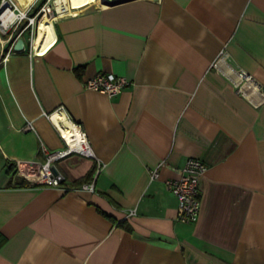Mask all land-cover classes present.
<instances>
[{
  "label": "crops",
  "instance_id": "obj_1",
  "mask_svg": "<svg viewBox=\"0 0 264 264\" xmlns=\"http://www.w3.org/2000/svg\"><path fill=\"white\" fill-rule=\"evenodd\" d=\"M110 1L69 0L41 51L27 31L0 45V264H264V0ZM96 72L130 84L84 86ZM60 106L101 167L72 153L60 185L13 181L16 160L63 146ZM190 156L207 169L187 223L166 180Z\"/></svg>",
  "mask_w": 264,
  "mask_h": 264
},
{
  "label": "built area",
  "instance_id": "obj_2",
  "mask_svg": "<svg viewBox=\"0 0 264 264\" xmlns=\"http://www.w3.org/2000/svg\"><path fill=\"white\" fill-rule=\"evenodd\" d=\"M36 0H33L27 7L21 9L13 0H2L0 4V45H8L12 48L16 39L24 32H29L28 40L30 48L32 47V38L36 30V22L41 14L51 15L56 11L53 10V0H47L41 5L37 6L32 12L31 8ZM6 4V5H5ZM5 5V6H4ZM11 13L15 16H11ZM22 20L24 24L21 25ZM29 28V30H28ZM25 47V41L24 46ZM227 56L225 50H221L218 58ZM5 59V58H4ZM235 85L238 89L251 88L256 89L252 75L245 69L236 70ZM84 86L98 89L106 92L109 96L119 93L125 86L130 84L126 76L114 73L96 72L94 75L88 77L83 81ZM61 110L62 106L56 108ZM52 111V112H54ZM51 112V113H52ZM51 113L48 114L49 118ZM68 118V117H67ZM52 121V120H51ZM53 123V122H52ZM60 137L63 140V146L58 149L45 150V159L42 162L37 161H19L14 163V171L12 175L13 181L19 179L38 180L46 185L57 186L64 181L63 173L56 170V163L69 154L77 153L96 160L97 170L101 167V161L95 156L90 142L87 139L85 132L82 130L80 124L72 119L67 120V125L74 129L75 134L68 138L61 133L57 126ZM27 129H33L32 121H28ZM207 169V164L199 157L190 156L185 160V163L175 177L166 180L168 189L177 199V213L176 218L182 222H195L199 215L201 193L199 189V179ZM158 175V167L150 170V177L155 178ZM81 188L92 190V183H83ZM134 213V209L130 210Z\"/></svg>",
  "mask_w": 264,
  "mask_h": 264
},
{
  "label": "bare ground",
  "instance_id": "obj_3",
  "mask_svg": "<svg viewBox=\"0 0 264 264\" xmlns=\"http://www.w3.org/2000/svg\"><path fill=\"white\" fill-rule=\"evenodd\" d=\"M16 2V1H15ZM54 8L53 10L56 11L58 14H61L64 10H69V0H53ZM18 7L21 9L27 7L30 3L21 4L16 2ZM6 5V4H5ZM4 5V6H5ZM55 13H52L51 15L48 14H41L36 22V30H35V37L32 38V47L33 49L37 51H41L44 48H46L53 40L54 36V29L52 20L56 16H54ZM11 16H15V14L11 13ZM50 119L52 122L57 126V128L61 131L63 135H65L67 138L70 135L75 134L74 129L70 128L67 125V116L64 113V111L56 110L51 113Z\"/></svg>",
  "mask_w": 264,
  "mask_h": 264
},
{
  "label": "rangeland",
  "instance_id": "obj_4",
  "mask_svg": "<svg viewBox=\"0 0 264 264\" xmlns=\"http://www.w3.org/2000/svg\"><path fill=\"white\" fill-rule=\"evenodd\" d=\"M1 1L2 0H0V4H1ZM14 2H15V0H13ZM47 0H36L35 2H34V4H33V7L31 8V11L30 12H32V11H34L35 9H36V7L40 4H42V3H44V2H46ZM16 3V2H15ZM69 8H70V6H69ZM24 20H22V22H21V25L22 24H24ZM53 24V23H52ZM28 30H29V28H28ZM35 35H36V33H34ZM35 35H34V37H35ZM28 36H29V32L27 33V38H26V40L25 41H27V49L30 47V42H29V40H28ZM33 37V38H34Z\"/></svg>",
  "mask_w": 264,
  "mask_h": 264
},
{
  "label": "water",
  "instance_id": "obj_5",
  "mask_svg": "<svg viewBox=\"0 0 264 264\" xmlns=\"http://www.w3.org/2000/svg\"><path fill=\"white\" fill-rule=\"evenodd\" d=\"M114 1H118V0H113V1H110L109 3H112V2H114ZM109 3H108V4H109ZM54 13H55V12H54ZM23 46H24V40H23V38H22V37H18V38L16 39L14 45H13L14 50H16V51H20V50L23 49Z\"/></svg>",
  "mask_w": 264,
  "mask_h": 264
},
{
  "label": "trees",
  "instance_id": "obj_6",
  "mask_svg": "<svg viewBox=\"0 0 264 264\" xmlns=\"http://www.w3.org/2000/svg\"><path fill=\"white\" fill-rule=\"evenodd\" d=\"M39 5H40V4H39ZM39 5H38V6H39ZM81 181H83V179H81V180H80V181H78V182L80 183ZM21 182H22V181H21Z\"/></svg>",
  "mask_w": 264,
  "mask_h": 264
}]
</instances>
